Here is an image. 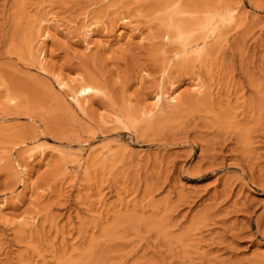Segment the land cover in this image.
Masks as SVG:
<instances>
[{
	"label": "rangeland",
	"instance_id": "1",
	"mask_svg": "<svg viewBox=\"0 0 264 264\" xmlns=\"http://www.w3.org/2000/svg\"><path fill=\"white\" fill-rule=\"evenodd\" d=\"M0 264H264V0H0Z\"/></svg>",
	"mask_w": 264,
	"mask_h": 264
},
{
	"label": "bare ground",
	"instance_id": "2",
	"mask_svg": "<svg viewBox=\"0 0 264 264\" xmlns=\"http://www.w3.org/2000/svg\"><path fill=\"white\" fill-rule=\"evenodd\" d=\"M181 12V11H180ZM128 16V15H127ZM121 17V19L122 20H124V22H130L129 21V19H128V17ZM230 16H232V15H230ZM15 19H17V18H15ZM206 19V18H205ZM228 20H230V19H228ZM216 23V22H215ZM205 25V24H204ZM213 23L210 21V19H209V17H208V19L206 20V26H208L209 27V29L208 30H210V33H211V35L212 34H214L215 33V31H216V27H213ZM201 26V25H200ZM217 27H218V25H217ZM89 28V27H88ZM129 28H131V30H132V32H136L137 31V27H134L133 25H129ZM203 29V28H202ZM205 32L206 31H204V34H205ZM130 33V32H129ZM180 34H184V32L183 31H180L179 32ZM48 34V33H47ZM203 34V33H202ZM201 34V35H202ZM166 36V35H165ZM203 36V35H202ZM210 36V35H209ZM214 36H215V34H214ZM208 37V35H204V37H203V41H205V40H207L206 38ZM166 38H169L168 36H166ZM177 38V37H176ZM209 38V37H208ZM191 39V38H190ZM187 40V39H186ZM189 42H191V40H189L188 39V43ZM188 43H186V45H185V48L183 49V50H181V52H184V51H188V49L189 48H192V46H189L188 45ZM202 44H204V42L202 43ZM206 44V43H205ZM88 45H90V44H88ZM91 46V45H90ZM197 47H199V46H197ZM201 47V46H200ZM203 47V46H202ZM196 48V47H195ZM180 51V50H179ZM197 52H202V50L201 49H198V51H196V53ZM188 53V52H187ZM180 54V53H179ZM179 54H177V56L179 55ZM184 54H185V52H184ZM174 56H176V54H174ZM184 56V55H183ZM179 57V56H178ZM174 58H176V57H174ZM40 60V59H39ZM81 76V75H80ZM67 79V78H66ZM73 79V78H72ZM65 81V80H64ZM63 81V79H62V81L60 82V78H59V80H58V83H59V85L61 86V88L62 89H65L66 90V88L68 89H71V91H73V94H71L72 95V99L73 100H75L76 101V103L79 105V106H83V103H85V102H83V100L85 99V101H86V98H87V96H90V94H94L95 92H100L101 90L96 86V83H94L93 81L92 82H88L87 81V79H85V77H81V78H77V79H74V80H71V81H69V82H64ZM172 83V82H171ZM201 84V83H200ZM193 87H196V86H193ZM68 91V90H67ZM69 92V91H68ZM163 94L164 93H160L159 94V100L158 101H160V100H162L163 99ZM8 96V95H7ZM177 96V95H176ZM166 97V96H165ZM9 98H11V96H9ZM13 98V97H12ZM11 98V99H12ZM170 99V101H175L176 100V97L175 96H172V97H170L169 98ZM10 100V99H9ZM83 102V103H82ZM8 103V102H7ZM161 103V102H160ZM168 103V102H167ZM171 103H173V102H171ZM175 103V102H174ZM159 105V104H158ZM157 104H155V106H158ZM78 107V106H77ZM84 107V106H83ZM81 108V107H80Z\"/></svg>",
	"mask_w": 264,
	"mask_h": 264
}]
</instances>
